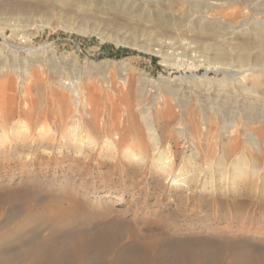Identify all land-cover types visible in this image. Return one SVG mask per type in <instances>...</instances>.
Returning a JSON list of instances; mask_svg holds the SVG:
<instances>
[{
	"label": "rangeland",
	"instance_id": "rangeland-1",
	"mask_svg": "<svg viewBox=\"0 0 264 264\" xmlns=\"http://www.w3.org/2000/svg\"><path fill=\"white\" fill-rule=\"evenodd\" d=\"M103 1L0 0V51L3 50L2 54L6 55L9 52V45L19 47L22 45L17 54L19 59L23 60L30 59L31 54L26 49L33 47L40 59V65L34 66L33 69L38 70L42 77L45 79L55 77V80L63 77L66 82L72 79L76 82L75 85L81 86L84 83L83 86L85 85L87 88L82 87L89 93L92 92L91 94L97 98V102L101 103H99L101 109H104L106 105L116 104L110 111L114 120L121 119L120 123L123 119L124 98L129 97L134 105L137 101V93L141 88L145 90H143L145 100L152 102L154 96H157L168 82L177 84L179 79L184 76L193 74L201 76L206 73V75L217 79L222 77L221 73H217L212 70L213 67L211 68V65L219 59L215 56L216 49L214 50L213 46L216 47L215 43L220 42L221 39L218 37L219 31L212 30L213 27L208 26L210 32L209 30L204 32L196 25L189 27L188 21L192 19L191 17L176 25L163 21L144 24L143 20L141 21L139 16L135 15V12L130 11L131 9L125 11L115 3L107 5ZM212 1L214 2V0ZM183 7H186V4ZM236 7V4H227L226 2L224 7H203V9L201 7L196 14H201V10H205L207 14L204 12L203 15L207 20L216 13L231 16ZM246 11L244 13L250 15V12ZM21 12L24 14L26 12V14ZM39 20L41 24L48 20L49 25L39 27ZM61 22L74 26L76 29L64 28L60 26ZM131 25H136L140 29L136 33L137 44L149 46V49L132 45L131 40L116 43L107 37L108 34L118 37L120 34V38H131L129 36L133 34ZM83 28H87L88 31L86 33L80 31ZM93 30H95L94 33ZM98 33H102V36ZM142 33L145 38L142 37ZM149 33H152V37L146 39ZM163 42L169 43L162 47L164 52H155ZM207 44H212L210 50L205 46ZM3 47L7 48L4 50ZM166 54L171 55L172 60H165L164 55L166 56ZM43 67L47 69L43 70ZM93 68L96 70L94 71ZM99 72L102 75L105 73L107 76L105 80ZM106 79H110V81ZM103 81L104 83H102ZM38 93L37 90H31L29 98L44 102L46 94L44 91ZM123 99L124 101H122ZM172 105L176 113L178 109L174 104ZM133 114L132 118L134 117V121L143 129L139 111L134 107ZM170 128L174 136H178L172 123ZM143 134L146 136L144 131ZM172 147L177 158H181V154L186 150L180 138L177 140V144ZM261 159L264 158L261 157ZM178 160L176 159V161ZM91 162H89L91 174L85 177V181L93 180L95 183L101 181L106 188L118 187V184L114 182V179H118L117 173L108 176L113 177V181L108 180L106 176L103 178L104 175H107L111 165L110 160L100 157L98 162ZM64 166L67 165L62 167L49 165L47 168H39L36 165L34 169L24 170L23 174H20L19 171L11 173V178H8V171H3V177H0V259L2 260L0 264H46L41 254L44 251L48 255L58 254L61 244L69 236L79 241L86 235L96 236L98 234L103 237L102 244L98 242L99 244L91 248L79 249L73 260H69V256H64L58 264H99L100 262L101 264H127L124 259L128 255L127 253L146 258L149 260L148 264H244L245 261L247 262L245 264H264V189L256 192L253 187L246 186L245 183L241 184L238 194L232 192L223 194V191L219 192L214 188L208 192L206 189L198 195H183L182 202L175 200L164 206L162 202H166L172 195L176 196L180 192L176 189L168 192L166 188H162V179L154 178L147 181L152 192L151 196H147L145 199L144 194H137L136 200H132L130 192L123 193L120 198L114 197L116 192L109 196L98 197L96 196L98 190L102 189L88 188L86 183H82L78 187L79 178H76L75 183L72 184L74 189H70L71 182H66L59 176L65 172ZM83 174L81 176L86 175ZM52 175H54V183L50 182ZM154 199H161V205L154 204ZM106 200L108 203L105 204ZM191 205L196 208L195 211L186 212L185 208ZM237 205L242 212L253 211L252 223L253 226L257 223L262 225L261 235L255 238H238L236 233L231 232V228L235 223H239V217L234 220L228 218V215L225 219L214 218L219 211H234V207ZM156 206L158 210L152 211ZM168 206L173 209L170 211ZM107 207L111 210H107ZM239 214L240 211L237 216ZM234 215H236L235 212ZM228 241L234 243L231 244ZM147 246H150L149 249ZM3 253L4 255H2ZM5 255L9 257H5ZM251 256H255L257 259H253ZM118 258L121 263L117 261Z\"/></svg>",
	"mask_w": 264,
	"mask_h": 264
},
{
	"label": "bare ground",
	"instance_id": "bare-ground-1",
	"mask_svg": "<svg viewBox=\"0 0 264 264\" xmlns=\"http://www.w3.org/2000/svg\"><path fill=\"white\" fill-rule=\"evenodd\" d=\"M211 1H103L107 5H113V3H115L120 8L125 9V11L131 9L130 11H132V13L135 12V15L139 16L144 24H149L154 21H159L160 23V21H163L176 25L182 22V20L187 21V19L191 17L192 19L188 21L189 27L196 25L198 29L204 32H206V30L210 32V28L213 27L212 30L215 29L219 31L220 34L218 37L222 39H220V42L215 43L216 47H214L215 45L213 44V49H216L215 56L219 59L211 65L213 71L222 74L221 78L217 79L210 77L211 75H206V73L201 76L195 74L184 76L179 79V83L177 84L168 82V84L158 92V95L154 96L152 102H147L145 100L144 89L141 88L137 93V101H135L136 103L134 105H132L129 97L124 98L125 102L122 110L123 119L121 123V119H116L117 121L114 120V116H112L111 113L112 107L116 104H111V106L104 105L105 108L102 106L104 109H101L99 107L101 103L99 102V104L97 102V98L91 94L92 92L89 93L88 90L83 88L85 86H83L84 83L82 87L81 85H75L76 82L70 78V80L66 82V79L63 80V77L57 80H55V77H48L47 79L42 77L38 70L33 69L34 66L38 67L40 65V59L35 53L36 49L33 47L26 49V51L31 54L30 57L27 55L30 59L22 58L23 60L19 59L17 54V51L22 45L20 47L9 45V52H7L8 54L6 55H3V50H1L0 129H8L11 127L16 131L17 137L14 138L11 149L5 146L3 150H0V177H3V171H8V178H11V173L14 174L16 171H19L20 174H23L24 170L34 169L36 165H38L39 168H47L49 165L52 167L67 165L66 167L64 166L65 172L59 176L66 182H71L70 189H74L72 184L75 183L76 178H79L78 187L82 183H86L88 188H95V190H98V188L102 189L100 191L98 190V194L96 195L98 197L109 196L113 192H116L114 197L120 198L123 193L130 192L132 200H136L137 194H144V199L147 196H151L152 191L147 181L157 178L162 179V181L160 180L163 182L162 188H166L168 192L173 189L180 192L176 196L170 195L171 197L166 202H162L164 206L169 205L171 201L175 200H180L182 202L183 195H198L206 189H208V192H211L214 188L219 192L223 191V194L224 192L225 194L227 192L238 194L242 183H245L246 186L249 185L253 187L256 192L257 190L264 189V159H261V157L264 158V0ZM226 2L227 4L234 3L237 6L235 12L231 16H223L216 13L207 20L204 17L205 15H203L205 10H201V14H196L201 7V9H203V7H224ZM185 4L186 7H183ZM245 10H247L246 12H250V15H246L244 13ZM130 11L127 12L129 13ZM18 15L20 16V14ZM39 24V27L49 25L48 20L42 24L40 21ZM135 24L137 25V23ZM136 25H131L133 33L129 35L131 38H120V34L119 37L117 35L113 36V34H108L107 37L113 39L116 43L124 42V40L125 42L131 40L132 45L143 49H149V46L137 44L136 33L139 32L138 30L140 29ZM60 26L67 29H76L74 26L62 22ZM208 26H210V28H208ZM80 31L86 33L88 30L87 28H83L80 29ZM92 32L94 33L95 30ZM98 34L102 36V33ZM143 34L144 33H142V37H144ZM151 37L152 33H149L146 39H151ZM166 44L169 43H161L159 49L155 52L160 53L163 51L162 47ZM211 45L207 44L205 46L210 50L212 48ZM6 48L7 47H5L4 50ZM164 57L167 61L172 60L169 54H166V56L164 55ZM44 68L46 67H43V70H45ZM95 70L96 68L94 71ZM99 74L101 73L99 72ZM90 76L92 77V75ZM101 76L104 80L107 77L105 73H103V75L101 74ZM107 81H110V79ZM102 83H104V81ZM31 90H37L39 92L38 94L44 91L46 100H44V102L32 100L29 98ZM128 93L131 94L130 92ZM124 99L122 101H124ZM112 101H115V99H112ZM172 104L178 109L176 113L173 110ZM133 107L139 111L143 129L141 125L134 121V117L132 118L135 114V111L133 114ZM137 117L135 118L137 119ZM115 118H117L116 115ZM20 120L26 121L28 125L31 126L33 136H35L36 127L41 123L48 124L56 133V136L44 140L36 138L35 144L33 145L29 142V137L20 132L18 125L14 124V122ZM171 123L175 132L178 134L176 137L170 128ZM143 131L146 136H144ZM80 134L89 137L88 142L83 147L73 143L74 135L79 136ZM179 138L186 149L184 153L181 154V158H177L175 155L176 153H174L175 151L173 152L172 149V146L177 144ZM92 142L96 144L94 151L90 150ZM42 148L51 149L53 155L50 158L42 156ZM125 148L131 149L135 155V159H128L124 156L123 153ZM21 152H30L32 154V160L26 162L23 155L18 157V153ZM76 152H82L83 155L80 158H76L74 155ZM100 157L111 161L107 175H104L103 178L106 176L108 180L113 181V177L108 176L117 173L118 179H114V182L118 184V187L112 186L106 188L101 181L98 183H95L93 180L85 181V177L91 174L89 162H98V158ZM176 159L179 160L176 161ZM74 167L76 168L74 169ZM83 173L86 175L81 176ZM53 176L54 175H52L50 182L54 183L55 179ZM255 191L254 194H256ZM108 200L105 201V204L108 203ZM160 200L154 199V204L161 205ZM238 205L234 207V211L225 212L218 210L219 212L214 218L219 220L225 219L228 215V218L234 220L236 217H239V223H235L234 227L231 228V232L236 233L235 235H238V238H255L261 235L262 225L257 223V225L253 226V211L242 212ZM167 208L170 209V211L173 209L170 206ZM195 209L196 208L191 205L187 206L185 211L192 212L195 211ZM107 210L111 209L108 208ZM156 210H158L157 206L152 211L155 212ZM239 211L240 214L237 216ZM234 212L236 215H234ZM63 234L66 233L63 232ZM102 238V235L99 234L96 236L86 235V237L77 241L74 237L69 236L61 244L58 254L48 255L46 251L40 254L44 257V263L58 264L59 261H62L64 256H69V260H73L79 249L91 248L99 243L102 244ZM147 247L149 249L150 246ZM246 251L248 252L247 249ZM119 254H117V256ZM127 254L128 255L124 258L127 264L149 263V260L142 257L143 255L141 256L142 258H140L135 254ZM2 255H4V253ZM148 255L144 256L149 257ZM6 256L8 255H5V257ZM121 258L123 259V257ZM254 258L255 256L253 259ZM39 259L41 260V257ZM119 259L120 258L116 260L119 261ZM1 261L0 259V262ZM99 264H101V262Z\"/></svg>",
	"mask_w": 264,
	"mask_h": 264
},
{
	"label": "clouds",
	"instance_id": "clouds-1",
	"mask_svg": "<svg viewBox=\"0 0 264 264\" xmlns=\"http://www.w3.org/2000/svg\"><path fill=\"white\" fill-rule=\"evenodd\" d=\"M14 124L18 125L20 132H22L25 136L29 137V142L33 145L35 144L36 138H40L41 140H44L48 138H54L56 136V133L46 123H41L36 127L35 136H33L32 134L33 130L26 121L20 120L14 122ZM16 137H17V133L13 128L9 127L8 129H0V150H3L5 146L11 149V147L13 146L14 138ZM88 140L89 137H87L84 134H80L79 136L74 135L73 143L83 147L88 142ZM95 148H96V144L95 142H92L90 145V150L94 151ZM123 154L128 159H135V155L133 154L130 148H125ZM20 155L24 156L26 162L32 160V154L30 152L18 153V157ZM41 155L50 158L53 155V153L52 150L49 148H42ZM74 155L76 158H80L83 155V153L76 152Z\"/></svg>",
	"mask_w": 264,
	"mask_h": 264
}]
</instances>
